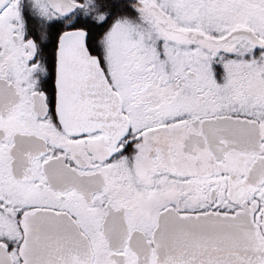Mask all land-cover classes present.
I'll return each mask as SVG.
<instances>
[{"label":"snow or ice","instance_id":"snow-or-ice-1","mask_svg":"<svg viewBox=\"0 0 264 264\" xmlns=\"http://www.w3.org/2000/svg\"><path fill=\"white\" fill-rule=\"evenodd\" d=\"M0 264H264V0H0Z\"/></svg>","mask_w":264,"mask_h":264}]
</instances>
